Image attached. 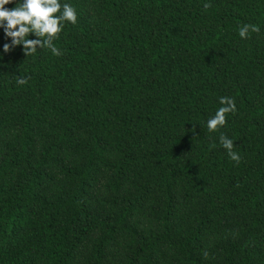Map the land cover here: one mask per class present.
<instances>
[{
  "label": "trees",
  "instance_id": "obj_1",
  "mask_svg": "<svg viewBox=\"0 0 264 264\" xmlns=\"http://www.w3.org/2000/svg\"><path fill=\"white\" fill-rule=\"evenodd\" d=\"M59 2L62 55L0 28V264H264V0Z\"/></svg>",
  "mask_w": 264,
  "mask_h": 264
},
{
  "label": "clouds",
  "instance_id": "obj_2",
  "mask_svg": "<svg viewBox=\"0 0 264 264\" xmlns=\"http://www.w3.org/2000/svg\"><path fill=\"white\" fill-rule=\"evenodd\" d=\"M11 2L12 0H0V28H3L5 37L11 39L10 44L3 45V51L7 53L16 46L22 45L25 56L34 54L38 48H50L53 55H62L53 45V40L61 32L64 21L73 24L77 21L74 7L69 4L61 5L59 0H23L17 2L12 9H6L4 5ZM203 7L207 10L211 4L205 3ZM58 12L60 15H55ZM259 30L257 25L244 24L239 29V36L247 39L250 33H258ZM29 33H34L38 39H28ZM17 83L25 84L27 79L18 77ZM220 104L222 107L207 120V128L210 132L218 131L219 127H223L226 124V115L236 111L235 101L231 97H221ZM219 143L226 150L229 158L239 164L241 157L233 151L234 141L221 134Z\"/></svg>",
  "mask_w": 264,
  "mask_h": 264
}]
</instances>
